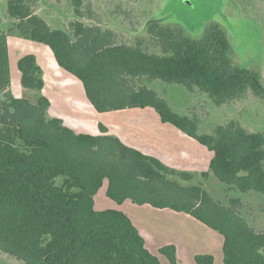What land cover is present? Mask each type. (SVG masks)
Instances as JSON below:
<instances>
[{
	"label": "trees",
	"instance_id": "1",
	"mask_svg": "<svg viewBox=\"0 0 264 264\" xmlns=\"http://www.w3.org/2000/svg\"><path fill=\"white\" fill-rule=\"evenodd\" d=\"M71 1L77 19L64 30L36 12L38 0H6L14 22L9 31L0 30V251L23 264H163L126 213L95 208L94 196L107 180L106 195L118 204L130 199L188 213L220 233L224 264H264V230L248 222L239 198L221 203L192 172L127 145L103 124L98 134L74 131L47 116L50 100L44 94L35 102L13 95L7 37L11 32L48 46L97 112L150 107L163 123L212 152L208 167L219 181L264 196V132L229 120L212 133H199L196 117L176 112L145 83L182 84L205 92L216 105L249 91L264 102L261 72L234 64L218 22L191 37L179 25L151 20L145 34L127 44L117 41L114 30L82 21L83 0ZM16 67L21 86L43 89L33 53L20 56ZM159 253L167 264H179L175 245H163ZM213 260L211 254L195 256L197 264Z\"/></svg>",
	"mask_w": 264,
	"mask_h": 264
},
{
	"label": "rangeland",
	"instance_id": "2",
	"mask_svg": "<svg viewBox=\"0 0 264 264\" xmlns=\"http://www.w3.org/2000/svg\"><path fill=\"white\" fill-rule=\"evenodd\" d=\"M87 6L91 8V13H88ZM82 9L87 14L81 19L82 21L97 23L103 28L114 30L118 36L117 41L127 44H132L136 36L144 35L145 27L151 20L179 25L191 37H199L206 25L210 22H218L227 33L234 52V64L260 71L264 80V0H83ZM36 12L52 27L64 30H69V23L77 19L73 13L71 0H38ZM88 15L93 16V19H90ZM13 22L14 19L10 17L7 11L6 0H0V30L9 31L13 27ZM13 37L22 40L17 41L12 39ZM8 38L12 39L8 43V49L10 51V89L13 95L25 97L35 102L40 94L45 96L50 94L49 88L53 85L51 80L57 78L58 86L67 93L66 97L71 100L69 102L73 104V108L83 110L84 114L92 115L90 119L98 129L94 134L99 132L98 125L104 124L111 129L109 133L118 136L116 130L119 125L115 118L121 119L120 116L125 115L126 111L98 113L85 97L84 91H81L80 81L56 64L53 53L48 46L13 35L11 32H9ZM25 53H33L36 56L43 70L44 81L46 84L48 83L46 89L44 86L41 91H38L20 85L16 61ZM145 83L165 98L173 110L180 114L196 117L199 133H212L217 124H224L229 120L239 122L249 131L264 132V102L250 91L243 99L216 105L205 92L189 91L182 84L169 83L161 79L146 80ZM51 109L48 108L47 116L55 117L57 111ZM135 109L141 110L142 116L125 119L142 121L143 123L145 121L155 122V119L159 120L150 107ZM111 119H113L112 122H110ZM63 121L65 125L75 129L72 124L64 119ZM134 121L126 124H131L130 130H133L136 125ZM161 124L172 131L168 132L166 129L160 128L165 134L163 135L165 139L172 141L190 140L196 146L199 145L173 125ZM126 125H123V131L125 128L126 131L129 130ZM88 133L93 134L92 132ZM119 135L124 141L130 143L129 139L124 138V135ZM199 146L202 148L201 144ZM202 155L200 156L202 157ZM172 167L176 170L192 172L195 176V182H201L211 196L225 205L229 204L230 198H239L241 200V213L245 215L248 222L255 229L264 230V212L261 211L264 202L263 195L255 191L246 193L236 188H228L225 183L219 181L210 172L208 164L196 167L195 170L186 164L183 166L173 165ZM202 173L207 175L204 176ZM106 185L107 180H104L94 196L95 208L126 209L125 205H119L106 195ZM149 218L158 223L159 228L171 231V236L176 239L175 241L179 243V249L184 253L181 255L180 264H191L189 262L192 253L198 251L211 252L215 257L214 264H224L222 261V235L207 225H203L201 221L194 217H187L182 212L173 216L156 214ZM262 252L264 253V249ZM159 258L163 263H167L165 257L160 253ZM191 262L197 264L192 259ZM0 264L23 263L0 251Z\"/></svg>",
	"mask_w": 264,
	"mask_h": 264
},
{
	"label": "crops",
	"instance_id": "3",
	"mask_svg": "<svg viewBox=\"0 0 264 264\" xmlns=\"http://www.w3.org/2000/svg\"><path fill=\"white\" fill-rule=\"evenodd\" d=\"M10 39L11 38H8V43H9ZM12 39H16L17 41L22 40V39H19L17 37H13ZM9 53H10V51H9ZM73 77H75V76H73ZM51 81H53V85L49 88L50 94H48L47 97L50 100L49 108H52L51 110L54 109V111H57L55 113L56 114L55 117L56 116L61 117L64 120H66L67 122H69L70 124H72V126L75 128L74 130L76 132H84V133L92 132L94 134L96 132V130H98V129H97L96 125L92 122V120L90 119L92 115L84 114L85 112L83 110H75L73 108V104L69 102L71 100L67 99V97H66L67 93L58 86V79L57 78H56V80L52 79ZM47 84H46V82L44 83V86H45L44 89H46V87H48ZM80 84H81V82H80ZM81 87H82L81 91H84L82 84H81ZM52 95L54 96L53 97L54 99L51 97ZM84 95H85V93H84ZM62 107H63V109H62ZM116 111H126L125 115L120 116L121 119H119L117 117V118H115V120L118 122V125H119L118 129L116 130V132H118V133H116L118 135L117 137H119L125 143L126 141H124V139L119 134L124 135V138L129 139V142H130V143L126 142L127 145L135 147L145 154L157 157L159 160H161L163 163H165L166 165H168L170 167H172L173 165L174 166H183L184 164H186L195 170L196 167H199V166L201 167V166H204L205 164H208V166H209V161L212 157V152L209 151L203 145H201L202 148H200V146H199L200 143L197 142L196 140H194L193 138L188 136L192 140L196 141L199 144L198 146H196L190 140H188V141H172L170 139H165V136H163L165 134H164L163 130H161L160 128H164L168 132H172V131L170 130V128H165L166 126H164V124H161L163 122L160 120L159 116L157 115V113L154 110L153 111L156 113L159 120L155 119V122H149V121L146 122L145 121L144 123L142 121H134L132 119H125V118H130V117L140 118L142 116V113H143L141 110H137L135 108H127V109H121V110H116ZM112 121H113V119H111L110 122H112ZM133 121L135 122L136 125L133 128V130H130L131 124H129V125H126V124H128L129 122L133 123ZM155 124H157V125H155ZM123 125H126V127L128 126L129 130L126 131L125 130L126 128H125L123 131ZM104 126L107 127L108 132L111 130L107 125H104ZM98 133H96V134H98ZM176 135H179V134L176 133ZM179 137H181V136H179ZM201 154H203L202 157L200 156ZM165 158H168V159H165ZM169 164H172V165H169ZM106 187H107V185H106ZM128 201H131V200L126 199L125 201H123L122 203L119 204V205H125L126 206V209H123L121 211H123L124 213H126L130 217L133 224L137 227L138 231L140 232V234L145 239V245L149 249V251H151L153 254H155L159 257V248L160 247H162L163 245H166V244H173L176 247L177 260H178V263L180 264L181 263V259H180L181 255H183L184 253L181 251V249H179V247H178L179 243L177 241H175L176 239L174 237L171 236V231L169 232L168 229L159 228L158 223H156L155 221H153L149 217L155 216L156 214H159L161 216L162 215L163 216H173V215H177L178 213H181V212L173 211L171 209L169 210V208H156V207H153L147 203L137 204V203H134L132 201L131 202H128ZM182 213H184V212H182ZM184 214L187 215V217L188 216L193 217L188 213H184ZM203 225H204V223H203ZM221 242L223 243V237L221 238ZM197 254H211L214 258L212 264H214L215 257L211 252H208V251H203V252L198 251V252L192 253L189 263L192 264L191 259H192V261H195V256ZM187 256L189 257V255H187ZM222 258H223V256H222ZM222 261H223V259H222ZM166 262H167V259H166ZM163 264H165V263H163Z\"/></svg>",
	"mask_w": 264,
	"mask_h": 264
}]
</instances>
